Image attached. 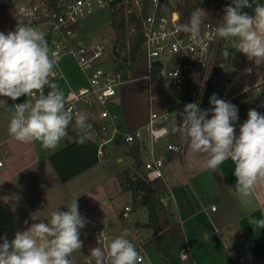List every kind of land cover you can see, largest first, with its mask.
Instances as JSON below:
<instances>
[{
    "label": "crops",
    "instance_id": "crops-1",
    "mask_svg": "<svg viewBox=\"0 0 264 264\" xmlns=\"http://www.w3.org/2000/svg\"><path fill=\"white\" fill-rule=\"evenodd\" d=\"M245 13L254 15V9ZM226 45L228 49L227 54L225 50L226 61L231 65V68L233 69V66L237 64V56L240 54L246 61L245 70L241 73L251 72L248 71L251 68L248 65L247 57L232 48L229 40H226ZM256 67V65L252 66V68ZM59 68L60 71L56 68V82L65 94L70 90H77L88 85V71L80 68L73 54L64 55ZM142 68L144 73L141 72L139 76L146 73V64ZM136 70L137 67L134 74ZM241 73L235 77L231 74L228 79L224 78L223 72L218 79L219 73H217L213 79L214 94L219 96L218 88L222 84L225 89L223 94L226 95V101L237 103L241 97L251 92L249 88L252 85L264 79V74L256 71L251 75L252 79L245 89L236 92L234 89H228V83L233 82ZM223 80H226L227 85H224ZM137 81L139 82V99L141 100L143 97L142 101L138 102L137 108L125 103L122 97V89L125 86L120 89L109 107L115 122L124 131H132L145 126L149 122L152 111L163 113L170 108L167 93L160 82L147 79ZM157 87L165 97L166 106L161 109L158 108ZM26 99L28 98L20 97L16 101L19 104ZM255 101L257 104L254 107H259L257 98ZM10 102H13L10 98L0 97V111L13 112L14 110L6 107ZM262 109L261 113L264 114V107ZM84 113L89 120L96 123L100 121L97 111L86 109ZM245 113L247 114L248 111ZM242 124L239 123V127ZM6 127L9 126L5 125L3 126L4 130L0 129V141H5V166L0 172V202L3 201L7 209L12 210L18 203L29 207L32 194L53 196L63 190L68 192V200L82 197L85 206L92 209L94 208L92 194L101 188V200L105 199L104 205H110L107 209L101 208L98 213L102 224L116 227L119 232L127 228L134 229L139 234L140 231H143V237L141 236V239L135 243L136 248L141 242L152 236L151 228L136 227L135 225L149 221V213L147 218L143 219L144 214L148 212L147 209H135L133 193L123 190L122 187L119 172L128 170L134 165V158L128 153L127 144L124 145L126 148L123 150V146L112 142L121 153L130 155L133 159V165L130 167H119L118 164L108 159V165H113L114 178L98 181H92L91 178H80L88 169L84 147L92 143L89 139L86 143L80 144L78 138L69 134L63 139L64 143L55 151L44 148L42 150L49 163L46 176L53 175L55 178H37L32 173L22 176L21 173L24 170L30 168L35 161H39L40 148L38 149L32 143L12 142L13 138L9 135L8 128L5 130ZM97 131L101 138L105 136L99 129L93 132ZM180 134L182 133L171 134L153 144H148L149 148L154 149L156 157L166 155L168 158L165 167L167 174L164 175L168 188L165 196L169 197L167 203L172 207L175 218L181 222L184 234L183 246L175 253V260L180 264H264V229L250 224V219L264 218V186H258L251 195L245 197L236 191V177L233 175L234 164L230 159L213 172L206 167L207 155L193 152L187 143L183 153L168 154L167 146L163 148L161 141L167 140L168 144L172 141L182 142L184 138L179 139ZM101 143L96 146L98 153ZM149 157L150 154L146 153L144 162ZM121 161L122 158L119 157L117 162ZM142 169L144 170V163ZM88 195L89 198H87ZM123 197H127L126 202L128 203H122ZM88 199L90 202H87ZM126 206L131 207L128 216L124 215ZM214 206L215 208H213ZM142 212L144 214H141ZM124 217L129 220L130 227L125 225ZM186 246L190 247V256L188 259L181 260L179 253ZM146 251H149L154 258L160 256L159 258L164 264H169L167 259L153 249H143L140 252L144 258L143 264L147 259Z\"/></svg>",
    "mask_w": 264,
    "mask_h": 264
},
{
    "label": "clouds",
    "instance_id": "clouds-1",
    "mask_svg": "<svg viewBox=\"0 0 264 264\" xmlns=\"http://www.w3.org/2000/svg\"><path fill=\"white\" fill-rule=\"evenodd\" d=\"M251 6L249 0H231L215 32L218 38L235 40L234 49L259 67L264 64V4H256L254 15L242 12ZM203 11L195 8L189 22L181 25L194 43L201 36ZM28 15L22 8L15 30L0 32V97L13 101L28 98L15 104L9 135L17 142H39L44 149L55 151L68 135L69 126H74L78 142L84 144L94 126L85 113L74 112L69 106L56 82L58 61L50 52L46 34L31 26ZM209 103L210 109L187 103L179 113L182 123L175 119L172 131L181 132L193 152L206 154V167L213 172L230 159L236 191L247 197L264 186V114L250 109L237 134V106L216 94ZM66 207V211L59 207L52 210L46 222H33L26 230L17 231L10 241L6 235L0 237V264H73L70 257L81 251L80 231L87 220L79 212L77 199ZM250 224L264 229V218L250 219ZM90 256L94 264H143L126 230L111 238L106 248H91Z\"/></svg>",
    "mask_w": 264,
    "mask_h": 264
},
{
    "label": "built area",
    "instance_id": "built-area-1",
    "mask_svg": "<svg viewBox=\"0 0 264 264\" xmlns=\"http://www.w3.org/2000/svg\"><path fill=\"white\" fill-rule=\"evenodd\" d=\"M168 1L57 0L52 3L51 0H0V11L15 27L20 10H27L29 15L26 19L31 26L46 34L59 71L60 61L66 54H73L80 68L88 71V85L70 90L66 97L74 112L84 113L86 109L97 111L99 131L106 136L99 154H103L107 142H113L116 138L123 139L127 145L138 143L145 146V152L150 157L144 162V170L150 180L164 178L168 158L166 155L156 157L154 149L149 148L148 144L178 133L173 132L172 128L175 119L178 124L182 120L179 113L185 103H198L201 109L212 108L209 99L215 93V75L223 72L224 78L228 79L231 71V65L226 61V40L218 38L215 32L224 11L218 22L202 24L199 42L194 43L190 35L181 29L183 24L178 8ZM117 12L124 14L128 35L137 33V22L140 24L144 44L139 62L144 58L147 68L143 76L136 77L135 70L126 71L122 58L116 52H120L121 56L127 52L121 51L115 40L97 41L83 32L85 21L106 13L110 15L112 24L113 14ZM138 79L160 82L167 93L170 108L163 113L152 111L145 126L124 131L115 122L109 107L123 86ZM223 83L227 85L226 80ZM249 89L257 95L258 104L264 107V79ZM217 97L227 100L225 94ZM13 102L18 104L17 101ZM4 145L5 141H0V172L5 166ZM185 146V140L172 141L167 145L168 154H181ZM168 199V196H163L161 201L167 203ZM130 211L131 207L126 206L124 215L128 216ZM108 238L109 233L105 228L95 231L98 244H105ZM189 251L190 247H184L179 253L180 259H188Z\"/></svg>",
    "mask_w": 264,
    "mask_h": 264
},
{
    "label": "rangeland",
    "instance_id": "rangeland-1",
    "mask_svg": "<svg viewBox=\"0 0 264 264\" xmlns=\"http://www.w3.org/2000/svg\"><path fill=\"white\" fill-rule=\"evenodd\" d=\"M180 0H169L168 3L172 5H176L178 7V3ZM249 3L252 5L251 7H245L242 9V12H250L253 10L256 6V4H263L264 0H249ZM15 26L5 17L3 11H0V32L7 33L9 31H14ZM83 32L87 34L89 37L93 38L94 40L99 41H109V40H115L116 33L113 29V26L111 24V18L109 14H100L98 16H95L92 18V20H87L82 25ZM235 40H229V44L232 48L235 47ZM237 64L233 66V69L231 68V74H233V77L237 75L238 73H241L244 71V67L246 65V61L243 57L239 54L237 56ZM248 61V59H247ZM144 64H146V60L143 58L141 59L140 63L137 64V70L134 74L136 77L139 76L141 72L144 73L142 66L144 67ZM139 68V69H138ZM147 69V68H146ZM263 71H264V64H263ZM147 72V70H146ZM146 74V73H145ZM254 73L248 72L246 75L241 76L237 79L236 83L234 84V92L245 89L249 84V81L252 79L251 75ZM222 75V72L219 73L217 76L218 79H220V76ZM217 79V80H218ZM139 80V79H138ZM148 80V79H147ZM216 80V81H217ZM138 81H132L125 85V87L122 89L123 93V99L125 103H129L134 108H137L138 102L142 101V99H139V87H138ZM224 87L221 86L218 88L219 96L224 93ZM120 91V90H119ZM156 92L158 93V108L161 109L166 106L164 101V96L162 92H160L159 88H156ZM256 98L257 95L255 93L248 92L246 95L241 97L239 101L236 103L234 101H229L232 104L236 105L238 108V114L239 119L236 122V131L237 134L239 133V123H244L247 119L246 111H249L250 109H255L259 112H261L263 109L261 106H256ZM245 111V112H244ZM14 112H6V111H0V129L4 130L3 126L7 125L9 126V122L11 118L13 117ZM209 117L211 118V113H209ZM5 124V125H4ZM8 127H6L5 130H7ZM105 139V136L101 138L99 132H93L90 141L92 144L86 145L84 148L86 149L87 154V163H88V169L86 172H84L83 175H81L80 178H91L92 181L106 178H114L113 176V165H108L107 160H112L113 163L118 164L119 167H130L133 165V159L130 155H126L121 153L114 145L113 143L107 142L106 146L103 148V154H99L97 152L96 146L100 144V142H103ZM11 142V141H10ZM12 142H16L14 139ZM64 143V140L61 141V144ZM95 143V144H94ZM163 148H165L168 145L167 140L161 141ZM37 146L39 149V161L34 162L33 165L24 170L22 176L26 175L27 173L32 175L34 174L37 178H55L53 175L50 177H47L46 174L48 173L49 169V163L46 159V156L44 154L43 147L39 142L32 143ZM60 144V145H61ZM123 150L126 148L123 145ZM38 157V156H37ZM121 157L122 161L117 162V159ZM167 172L165 171L164 175L166 176ZM101 188L97 189L95 193L92 194L93 196V202H94V208H87L85 204L83 203L82 197L73 198L71 200H68V192L63 190L62 192H58L56 195H41V194H32L30 196V205L27 207L26 205H23L21 203H18L15 205V208L13 209H7L5 207L3 201L0 202V235L5 236L10 240L14 238V235L17 231H23L26 230L33 222H46L50 218V213L52 210L59 207L60 211H66L67 207L71 202L75 201L77 199L78 208L80 214L86 218L87 223L86 226L81 229L80 231V239L83 241V246L81 248V251L73 253V255L70 257V259L73 261V264H89L91 261V264H94V261L91 260L90 256V249L94 247H102L106 248L108 242L111 238L121 235L125 230L127 231V238L130 239L134 244L141 239V236L143 237L144 233L143 231H140V234L135 232L134 229H124V231L119 232L116 227H111L110 225H104L101 223V219L99 216V211L101 208L107 209L109 208L108 205H104V200H101ZM89 198V195L87 196ZM122 203H128L126 202L127 197H123ZM87 202H90L89 199ZM103 203V204H102ZM97 205V206H96ZM141 214H144L143 212ZM143 216V215H142ZM148 212L144 214V218H147ZM27 221V223H25ZM100 228H105L109 233V238L105 242V244H98L95 241V231ZM2 242V241H0ZM138 248V247H137ZM142 250H140L141 252ZM147 255V259L145 261V264H164L159 258L160 256H154L149 253V251H146L145 253ZM89 260V261H88Z\"/></svg>",
    "mask_w": 264,
    "mask_h": 264
},
{
    "label": "trees",
    "instance_id": "trees-1",
    "mask_svg": "<svg viewBox=\"0 0 264 264\" xmlns=\"http://www.w3.org/2000/svg\"><path fill=\"white\" fill-rule=\"evenodd\" d=\"M51 1L55 3L57 0ZM230 4L231 0H180L177 8L181 15L182 24L189 22L191 13L197 7L204 10L201 13L203 23L218 22L223 9ZM126 25L124 14L119 12L113 14L112 26L116 33L115 41L121 51L127 52L125 56H121L120 52H116V54L122 58V62H124L122 64L125 66L126 71L133 72L141 57L144 37L139 22H137V33L132 35L127 34ZM203 104H206V102ZM184 106L181 111H183ZM89 122L93 124L94 131L100 128L98 123L92 120H89ZM180 123H182V120ZM68 134L78 138L74 126H69ZM178 138L182 139L183 135L180 134ZM114 142L120 146L126 144L123 139L119 138H116ZM145 149V146L138 143L128 145V153L134 158V165L128 170L119 172L123 190L133 193L135 209L146 208L149 213V221L144 224L136 223V227L146 226L153 230L152 236L141 242L137 250L140 252L143 249H153L167 259L169 264H180L175 260V253L181 249L184 242L182 224L175 218L172 207L161 201L168 189L165 179L160 177L150 180L142 169L144 155L146 154ZM124 222L127 227L131 226L126 217H124Z\"/></svg>",
    "mask_w": 264,
    "mask_h": 264
},
{
    "label": "bare ground",
    "instance_id": "bare-ground-1",
    "mask_svg": "<svg viewBox=\"0 0 264 264\" xmlns=\"http://www.w3.org/2000/svg\"><path fill=\"white\" fill-rule=\"evenodd\" d=\"M248 65H249L250 68H251V72H250V73H255V72L257 71V72H261V73L264 74V71H263V64L260 65L259 67L252 68V66L255 65V64H254L253 62H251V61H248ZM247 73H248V72L241 73L240 75H238V76L234 79L233 82L228 83L227 88H228V89H233V88H234V84L236 83L237 79L240 78V77L243 76V75H246Z\"/></svg>",
    "mask_w": 264,
    "mask_h": 264
},
{
    "label": "water",
    "instance_id": "water-1",
    "mask_svg": "<svg viewBox=\"0 0 264 264\" xmlns=\"http://www.w3.org/2000/svg\"><path fill=\"white\" fill-rule=\"evenodd\" d=\"M225 49H226V54H227V53H228L227 45H225ZM14 106H15V104H14L13 102H10V103H8V104L6 105V107H7L8 109H11V110H15V109H14Z\"/></svg>",
    "mask_w": 264,
    "mask_h": 264
}]
</instances>
